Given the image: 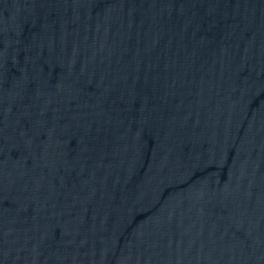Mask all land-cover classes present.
I'll use <instances>...</instances> for the list:
<instances>
[{
    "label": "water",
    "instance_id": "95a60500",
    "mask_svg": "<svg viewBox=\"0 0 264 264\" xmlns=\"http://www.w3.org/2000/svg\"><path fill=\"white\" fill-rule=\"evenodd\" d=\"M0 264H264V0H0Z\"/></svg>",
    "mask_w": 264,
    "mask_h": 264
}]
</instances>
